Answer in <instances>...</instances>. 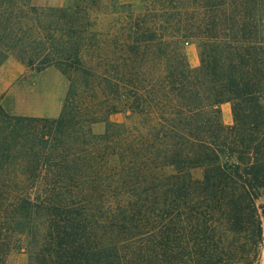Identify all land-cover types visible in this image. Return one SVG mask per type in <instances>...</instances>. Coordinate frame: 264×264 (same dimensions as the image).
I'll return each instance as SVG.
<instances>
[{
  "label": "trees",
  "instance_id": "obj_1",
  "mask_svg": "<svg viewBox=\"0 0 264 264\" xmlns=\"http://www.w3.org/2000/svg\"><path fill=\"white\" fill-rule=\"evenodd\" d=\"M12 57L69 85L56 118L0 107V264H258L264 0H0Z\"/></svg>",
  "mask_w": 264,
  "mask_h": 264
},
{
  "label": "rangeland",
  "instance_id": "obj_2",
  "mask_svg": "<svg viewBox=\"0 0 264 264\" xmlns=\"http://www.w3.org/2000/svg\"><path fill=\"white\" fill-rule=\"evenodd\" d=\"M135 2L137 0H122ZM60 0H34L36 5H56ZM190 67L200 63L199 46L194 42L184 45ZM68 80L57 68L44 72L30 71L15 58H10L0 67V107L10 115L56 118L60 115L68 90ZM221 118L225 125L232 124V108L229 103L220 106ZM194 177L200 178L202 170H195ZM264 202V196L258 204ZM6 264H28L24 248L16 250L8 257ZM258 264H264V248Z\"/></svg>",
  "mask_w": 264,
  "mask_h": 264
}]
</instances>
